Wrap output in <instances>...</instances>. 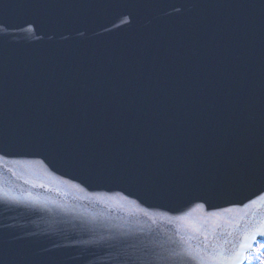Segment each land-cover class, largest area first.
Instances as JSON below:
<instances>
[{"label": "water", "instance_id": "water-1", "mask_svg": "<svg viewBox=\"0 0 264 264\" xmlns=\"http://www.w3.org/2000/svg\"><path fill=\"white\" fill-rule=\"evenodd\" d=\"M259 239L264 0H0V264Z\"/></svg>", "mask_w": 264, "mask_h": 264}, {"label": "snow or ice", "instance_id": "snow-or-ice-1", "mask_svg": "<svg viewBox=\"0 0 264 264\" xmlns=\"http://www.w3.org/2000/svg\"><path fill=\"white\" fill-rule=\"evenodd\" d=\"M261 247L264 248V245ZM241 255H243V252L236 248L231 250L228 248H220L218 252L214 254V264H242L240 259Z\"/></svg>", "mask_w": 264, "mask_h": 264}, {"label": "rangeland", "instance_id": "rangeland-1", "mask_svg": "<svg viewBox=\"0 0 264 264\" xmlns=\"http://www.w3.org/2000/svg\"><path fill=\"white\" fill-rule=\"evenodd\" d=\"M262 245H264V243ZM249 264H264V248L261 247L258 249V251L251 258Z\"/></svg>", "mask_w": 264, "mask_h": 264}, {"label": "bare ground", "instance_id": "bare-ground-1", "mask_svg": "<svg viewBox=\"0 0 264 264\" xmlns=\"http://www.w3.org/2000/svg\"><path fill=\"white\" fill-rule=\"evenodd\" d=\"M264 243V239H259L257 241V243L255 244V246L253 247V249L249 252L248 254V260L246 261L245 264H249L251 258L253 257V255L258 251V249L261 248V245ZM250 258V259H249Z\"/></svg>", "mask_w": 264, "mask_h": 264}]
</instances>
